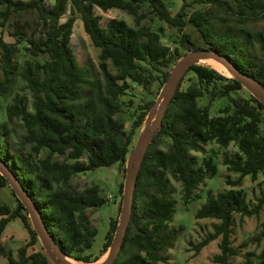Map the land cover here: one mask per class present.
<instances>
[{"label": "trees", "instance_id": "16d2710c", "mask_svg": "<svg viewBox=\"0 0 264 264\" xmlns=\"http://www.w3.org/2000/svg\"><path fill=\"white\" fill-rule=\"evenodd\" d=\"M69 1L71 17L61 23L68 13ZM195 5L210 8L195 10L189 15V9ZM0 7L4 8L0 11L2 28L19 12L37 11L44 24L43 35L37 39H28L18 31L22 37H18L17 43L27 42L21 49L19 45L0 40V99L11 94L18 78L26 85L34 98L33 110H29L26 96L17 95L7 107L8 121L18 118L24 123L26 136L22 143L31 145L33 154L39 156L48 151V156L38 161H19L5 140L6 125H2L0 159L33 197L63 254L78 262H95L87 253L93 248L98 233L89 211L101 208L107 199L101 195L100 186L93 185L78 193L71 188L70 180L98 168L124 166L138 131L156 103L155 99H146L140 104L131 128L127 129L117 118L124 113L119 102L121 97L133 86L142 87L146 96L151 97L155 83L164 87L172 68L187 53L199 50L216 51L225 56L264 89V32H247L248 38L260 47L263 60L259 61L245 57V50L236 39L217 36L208 25L213 18L212 8L233 14L240 25L249 20H264V0H184L176 14L165 0H54L52 7L45 0H0ZM95 8L103 12L124 11L134 17L137 28L123 20H112L102 28ZM76 15L93 45L100 50L102 79L77 61L71 45ZM151 17L176 28L181 33L180 46L171 49L162 43L158 33L142 25L143 20ZM188 24L200 32L208 46H199L191 34L184 32ZM19 51L43 61L20 64L16 60ZM189 73L194 74L195 80L183 88ZM221 73L195 64L182 78L141 166L131 222L114 264L168 262L163 254L170 248V241L162 233L173 221L176 200L167 186V176L182 184L183 201L188 205L200 199L199 187L218 173L212 159L196 167L189 156L191 151L204 153L205 146L213 142L224 149L235 144L239 153L225 159L228 171L239 175L236 181L228 180L234 187L241 186L246 177L256 181L264 175V104L252 95L239 94L244 87L235 78ZM203 99L207 103L201 106ZM221 99H226V105L219 109L217 116H212V108ZM164 140L170 141L167 151L160 149ZM61 156L66 161L54 160ZM8 186L0 174V189ZM122 188L124 185L121 191ZM263 210L264 192L254 208L246 204L240 191H225L210 197L195 217L219 223L214 225L213 233L195 246L196 251L221 238V254L215 256L214 262L231 264L230 258L239 256L241 249L248 246L247 243L233 246L235 215L259 217ZM18 217L30 241L19 249L18 260H9V264H53L43 249L29 253L40 240L19 200L16 208L0 204V255L7 256L3 237L9 223ZM118 224L112 220L103 254L111 247ZM262 240L264 223L254 241ZM252 258H257V263ZM243 264H264V251L260 255L248 253Z\"/></svg>", "mask_w": 264, "mask_h": 264}, {"label": "rangeland", "instance_id": "374dc122", "mask_svg": "<svg viewBox=\"0 0 264 264\" xmlns=\"http://www.w3.org/2000/svg\"><path fill=\"white\" fill-rule=\"evenodd\" d=\"M165 1L169 4L173 14H176V12L180 10L184 3V0ZM187 1L190 2L192 0ZM45 3L48 7H52L54 0H45ZM70 6L71 2L69 1L68 13L61 19V23L66 22L71 17ZM208 8L210 7L195 5L189 9V15L195 10H206ZM3 10L4 8L0 7V11ZM94 13L99 18L102 28H106L112 20H123L130 27L137 28L134 17L124 11L113 9L108 12H103L100 9L95 8ZM212 13L213 18L211 22L208 23V25L215 35L224 38L226 37L236 39L244 48L245 57H254L259 61L263 60L259 45L253 40L249 39L247 36L248 31L264 32L263 19L249 20L245 24L240 25L237 23L236 17L233 14L229 15L225 11L215 8H212ZM76 17L77 21L74 25L71 45L77 61L80 66L89 67L95 77L102 79V73L99 67L100 50L93 45L91 39L85 33L80 17L78 15H76ZM1 20L2 19L0 18V21ZM142 25L158 33L161 36L162 43L169 46L171 49L180 46L179 42L181 33H179L176 28L170 27L167 23L160 22L157 19L152 20L151 17L149 19L143 20ZM18 31L25 34L28 39H37L41 37L44 31V24L40 21L38 12L31 11L14 13L5 28L0 26V40L6 44L19 45V48L21 49L27 45V42L22 41L20 44L17 43L18 37L19 39L22 37ZM184 32L191 34L199 46H208L203 40L200 32L197 31V29L191 24L187 25V27L184 29ZM16 60L20 64H23L26 61L37 63L42 62L43 58H34L29 54H25V52L19 51L18 56H16ZM210 61L215 60L209 58L203 59L199 61L198 64L215 69L209 63ZM1 65L2 58L0 52V78L2 77ZM175 66L172 68V72L176 68ZM221 74L228 78H234L233 75H229V73L226 72H222ZM194 80V74L189 73L184 81L183 88H186L188 84ZM163 89L164 87H161L159 84L155 83L151 87L153 95L151 97H147L146 91L142 87L133 86L125 96L119 99L120 104L123 106L124 113L117 118L120 119L121 122L125 123L127 129H130L135 119L138 106L144 103L146 99H155L156 105H154L153 109H151V111L153 110L154 113L152 118L153 122L159 110L160 104H157V102L161 100ZM239 94L245 97L251 95L245 88L244 91H241ZM17 95L26 96L29 110H33V95L26 88V85L18 78L11 94L0 99V126L6 125L4 134L5 140L8 142L11 151L19 156V161H24L27 159L38 161L39 159L46 158L48 156V151L45 150L39 156H37L32 153L31 145H24L22 143L24 137L26 136V129L24 123L20 119L17 118L13 122L8 121L7 107L12 103L13 98ZM206 103L207 99L200 101L201 106L206 105ZM226 103V99L218 100L212 108L211 115L217 116L219 114V109L224 107ZM146 121L144 122L141 130H139L138 134L136 135L135 143L131 149V152L133 151L141 133L144 131ZM169 146L170 141L164 140L160 145V149L167 151ZM238 153L239 149L235 144H231L229 148L224 149L214 142L205 146L204 153L195 151H191L189 153V156L194 161L196 167L204 166V162L206 160L212 159L213 164L216 165L218 169V173L213 179H207L205 183L199 187L197 193L200 195V199L192 201L188 205H186L183 201L182 184L176 181L171 175L167 176V186L172 197L176 200L173 221L167 224L162 233V236L169 239L170 241V248H168L163 254L167 256L169 260L166 263L158 262L151 264H216L214 262V258L216 255L221 254V238L211 242L200 252L196 251L195 246L203 241L209 234L214 232V225L218 224L219 221L214 219L198 220L195 217L197 211L208 201L210 197H215L220 192L231 190L242 192L246 204L250 208H254L257 205V201L260 198L262 192H264V175H260L256 181L252 180L250 177H246L243 180L241 186L234 187L233 185H229L228 180L236 181L239 178V175L228 171V167L225 165V159H232ZM56 159H59L60 161H66L65 156L54 157V160ZM127 162L122 167L120 165H113L109 168H98L94 171H89L74 176L70 180L71 188L78 193H83L86 188H89L93 185L100 186L101 195L107 199V203L101 208L89 211L98 229L93 248L87 252L88 254L92 255V261L95 262L89 264H103L107 260L111 251L110 247L109 250L103 254L106 236L110 230L112 220H117L119 223L121 220L124 193V188H122L121 191V186L124 185L126 180ZM12 191L13 190L10 186L0 189V204H7L12 208H16L17 200L19 199L14 192L13 193L15 196L13 195ZM262 223H264V210L259 217L249 218L242 217L241 215H235V223L232 235L233 246L240 247L245 243H247L248 246L241 249L239 256L230 258L231 264H243L248 258V253L252 252L260 255L264 251V240H262L260 243L254 241V239L261 233ZM115 235L116 233L114 236ZM29 241L30 236L23 224L22 219L18 217L11 221V223H9L6 228L5 235L3 237V243L7 252V256L5 257L0 255V264H9V260H18L19 249L25 246ZM40 249H43L45 252L41 242L35 248H31L29 253ZM97 258H99V260L96 261ZM252 259L255 263H257V258ZM74 261L78 264H87L84 262H78L76 260Z\"/></svg>", "mask_w": 264, "mask_h": 264}, {"label": "water", "instance_id": "95a60500", "mask_svg": "<svg viewBox=\"0 0 264 264\" xmlns=\"http://www.w3.org/2000/svg\"><path fill=\"white\" fill-rule=\"evenodd\" d=\"M213 59L231 70L234 78L249 91V93L258 101L264 104V89L248 74L241 71L225 56L219 55L216 51L199 50L189 52L185 55L175 66L176 68L171 73L161 95V100L157 102L160 104L155 120L152 122L153 110L148 115L146 126L141 133L133 151L131 152L127 166H126V180L124 183L123 205L121 212V220L118 224L116 235L114 236L111 245V251L107 260L103 264H114L118 258L132 218L133 204L137 181L141 166L146 156L147 150L155 138V134L161 129L164 115L167 108L173 99L176 91L179 88L182 78L187 71L199 61L203 59ZM156 105V103H155ZM153 109V108H152ZM0 174L8 181L13 192L25 207L33 229L38 234V238L45 249L46 254L53 264H68L63 259L64 255L60 247L52 238L45 220L41 214L39 207L34 201L33 197L27 192L21 181L11 171L7 164L0 159ZM67 257V256H66Z\"/></svg>", "mask_w": 264, "mask_h": 264}, {"label": "bare ground", "instance_id": "6f19581e", "mask_svg": "<svg viewBox=\"0 0 264 264\" xmlns=\"http://www.w3.org/2000/svg\"><path fill=\"white\" fill-rule=\"evenodd\" d=\"M215 69H217L218 71H221V72H226V73H229V75H233L234 77V74L231 70H229L228 68H226V66H224L223 64L221 63H217L215 61H210L209 62ZM65 260L66 263L68 264H78L77 262H75L74 260L70 259L69 257H66L64 256L63 258Z\"/></svg>", "mask_w": 264, "mask_h": 264}]
</instances>
